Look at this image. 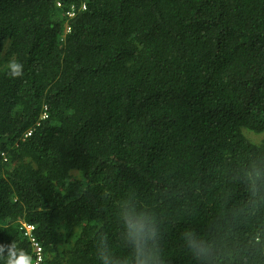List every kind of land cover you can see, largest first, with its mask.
I'll use <instances>...</instances> for the list:
<instances>
[{
    "label": "trees",
    "instance_id": "obj_1",
    "mask_svg": "<svg viewBox=\"0 0 264 264\" xmlns=\"http://www.w3.org/2000/svg\"><path fill=\"white\" fill-rule=\"evenodd\" d=\"M19 221L41 264H264V0H0V264Z\"/></svg>",
    "mask_w": 264,
    "mask_h": 264
},
{
    "label": "clouds",
    "instance_id": "obj_2",
    "mask_svg": "<svg viewBox=\"0 0 264 264\" xmlns=\"http://www.w3.org/2000/svg\"><path fill=\"white\" fill-rule=\"evenodd\" d=\"M57 7H60L61 5ZM67 27V26H66ZM65 27V31L66 30ZM8 69L10 70V75L12 77H19L22 75L23 72V65L16 61L15 59H12L8 62ZM43 115L42 117H44ZM30 134V131L28 132ZM130 227L134 230L135 234H138L140 232V229L142 228V225L138 228L136 225L130 224ZM3 251V246H0V252ZM6 264H40L39 259L33 260V256L29 254L24 249H17V246L15 244L11 245L9 248V255L6 259Z\"/></svg>",
    "mask_w": 264,
    "mask_h": 264
},
{
    "label": "built area",
    "instance_id": "obj_3",
    "mask_svg": "<svg viewBox=\"0 0 264 264\" xmlns=\"http://www.w3.org/2000/svg\"><path fill=\"white\" fill-rule=\"evenodd\" d=\"M59 5L60 4H58V6ZM82 8H85V7L82 6ZM68 15L72 16L73 12L70 11ZM66 30H68V27H66ZM19 223H20V229L22 231L23 236L27 237L31 243V248H32L31 253L33 256V260L35 261L36 259H39L40 264H41L43 260V253H42V248L40 244L37 242L36 238L33 235L34 225L26 223L24 221H19Z\"/></svg>",
    "mask_w": 264,
    "mask_h": 264
}]
</instances>
